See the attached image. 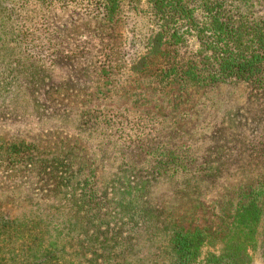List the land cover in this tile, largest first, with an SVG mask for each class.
Instances as JSON below:
<instances>
[{
    "label": "rangeland",
    "instance_id": "374dc122",
    "mask_svg": "<svg viewBox=\"0 0 264 264\" xmlns=\"http://www.w3.org/2000/svg\"><path fill=\"white\" fill-rule=\"evenodd\" d=\"M230 2L264 18V0ZM156 29L149 0H0L2 263L171 264L177 227L205 229L193 264H211L262 191L242 247L264 264V88L203 77L194 36L139 69Z\"/></svg>",
    "mask_w": 264,
    "mask_h": 264
},
{
    "label": "trees",
    "instance_id": "16d2710c",
    "mask_svg": "<svg viewBox=\"0 0 264 264\" xmlns=\"http://www.w3.org/2000/svg\"><path fill=\"white\" fill-rule=\"evenodd\" d=\"M153 15L156 18L157 29L148 39V48L138 62L139 69L144 70L149 60L157 55L168 56L167 48L177 47L194 36L202 54L199 66L197 61L193 66L182 71V78L197 79L194 72L203 67L212 65L214 72H208L209 80H219L223 77L236 76L253 82L264 88V18L253 19L245 14L237 19L232 3L224 7L225 0H149ZM177 67L171 64L164 73L176 74ZM259 196L252 197L237 213L235 221L238 230L235 235L226 241L222 254H211L205 261L211 264H248L250 257L242 247L244 239H255L257 225L263 214L259 206L262 191ZM260 198V199H259ZM237 223H234V225ZM244 226V228H243ZM112 234L111 242L118 244V236ZM169 255L171 264H193L202 254L205 238L209 234L201 229L183 230L175 227L169 233ZM106 238L104 244L109 243ZM245 245V244H244ZM109 250V248L104 247ZM111 252L102 254V264H108L113 258ZM218 259L220 262H218ZM115 261L113 264H126ZM158 262L157 260H155ZM0 264L2 261L0 260Z\"/></svg>",
    "mask_w": 264,
    "mask_h": 264
}]
</instances>
